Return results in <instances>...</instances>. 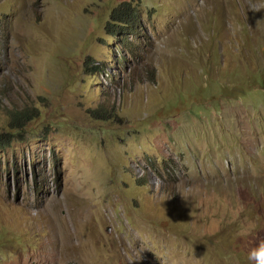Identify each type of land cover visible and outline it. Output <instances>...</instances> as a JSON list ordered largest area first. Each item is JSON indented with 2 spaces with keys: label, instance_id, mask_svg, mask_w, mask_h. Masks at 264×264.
<instances>
[{
  "label": "rangeland",
  "instance_id": "rangeland-1",
  "mask_svg": "<svg viewBox=\"0 0 264 264\" xmlns=\"http://www.w3.org/2000/svg\"><path fill=\"white\" fill-rule=\"evenodd\" d=\"M124 2L138 32L113 36ZM6 132L0 264H251L264 0H0Z\"/></svg>",
  "mask_w": 264,
  "mask_h": 264
},
{
  "label": "trees",
  "instance_id": "trees-1",
  "mask_svg": "<svg viewBox=\"0 0 264 264\" xmlns=\"http://www.w3.org/2000/svg\"><path fill=\"white\" fill-rule=\"evenodd\" d=\"M139 25L140 14L138 9L132 3L124 2L112 12L111 23L108 24L107 31L113 36L129 37L137 34ZM8 114L10 115V127L20 130L36 119L38 111L36 109L21 111L13 109ZM13 138V133L0 134V149L10 147Z\"/></svg>",
  "mask_w": 264,
  "mask_h": 264
},
{
  "label": "clouds",
  "instance_id": "clouds-1",
  "mask_svg": "<svg viewBox=\"0 0 264 264\" xmlns=\"http://www.w3.org/2000/svg\"><path fill=\"white\" fill-rule=\"evenodd\" d=\"M253 11H258L253 9ZM248 260L251 264H264V241H261L256 247L248 253Z\"/></svg>",
  "mask_w": 264,
  "mask_h": 264
}]
</instances>
